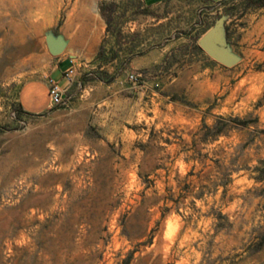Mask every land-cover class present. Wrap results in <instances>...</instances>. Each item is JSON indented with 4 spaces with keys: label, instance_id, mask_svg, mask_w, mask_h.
<instances>
[{
    "label": "rangeland",
    "instance_id": "obj_1",
    "mask_svg": "<svg viewBox=\"0 0 264 264\" xmlns=\"http://www.w3.org/2000/svg\"><path fill=\"white\" fill-rule=\"evenodd\" d=\"M26 1L0 0V264H264V0H184L167 71L79 66L39 113L20 87L49 74L45 37L66 44L81 3L117 22L145 0ZM218 18L234 61L202 72Z\"/></svg>",
    "mask_w": 264,
    "mask_h": 264
},
{
    "label": "crops",
    "instance_id": "obj_2",
    "mask_svg": "<svg viewBox=\"0 0 264 264\" xmlns=\"http://www.w3.org/2000/svg\"><path fill=\"white\" fill-rule=\"evenodd\" d=\"M159 1L145 0L144 3L119 6L117 22L91 15L87 4L81 3L75 11V27L64 33L67 42L62 52L53 56V65L48 75L58 83L63 81L61 86L67 85L62 72L70 58L76 62L75 71L79 66L82 71L136 72L144 73V76L155 68H161V72L167 71L166 59L174 44L175 23L182 30L187 29L191 22V11H196L198 3H183L184 0H180L181 3ZM23 13L28 19L36 15L31 3H28ZM181 36H184V32ZM197 49L203 58L201 71L216 72L218 64H213L215 60L199 47ZM150 82L147 80L143 84ZM40 87L46 91L40 77L21 85L20 92H23L25 100L24 103L20 100V104L25 111L39 113L48 109V99H40L35 94Z\"/></svg>",
    "mask_w": 264,
    "mask_h": 264
},
{
    "label": "water",
    "instance_id": "obj_3",
    "mask_svg": "<svg viewBox=\"0 0 264 264\" xmlns=\"http://www.w3.org/2000/svg\"><path fill=\"white\" fill-rule=\"evenodd\" d=\"M223 38L222 20L218 18L214 21L212 26L208 27L197 39V46L202 49L213 60L223 64L230 65L234 61V57L228 54L221 47V40ZM45 44L47 50L52 55L59 54L64 46L65 42L60 39H53L51 36L45 37Z\"/></svg>",
    "mask_w": 264,
    "mask_h": 264
},
{
    "label": "built area",
    "instance_id": "obj_4",
    "mask_svg": "<svg viewBox=\"0 0 264 264\" xmlns=\"http://www.w3.org/2000/svg\"><path fill=\"white\" fill-rule=\"evenodd\" d=\"M75 74V60L70 58L68 60V65L64 68L62 72V76L65 78L66 84L65 86L59 85L58 81H56L52 76L45 75L44 83L46 85V91L48 96V109L63 106L67 102L66 91L71 85L73 81V77ZM136 75L129 74V79H134Z\"/></svg>",
    "mask_w": 264,
    "mask_h": 264
},
{
    "label": "bare ground",
    "instance_id": "obj_5",
    "mask_svg": "<svg viewBox=\"0 0 264 264\" xmlns=\"http://www.w3.org/2000/svg\"><path fill=\"white\" fill-rule=\"evenodd\" d=\"M28 3H44V0L26 1L23 6V11L26 9V6H28Z\"/></svg>",
    "mask_w": 264,
    "mask_h": 264
},
{
    "label": "trees",
    "instance_id": "obj_6",
    "mask_svg": "<svg viewBox=\"0 0 264 264\" xmlns=\"http://www.w3.org/2000/svg\"><path fill=\"white\" fill-rule=\"evenodd\" d=\"M258 5L264 4V1H257Z\"/></svg>",
    "mask_w": 264,
    "mask_h": 264
}]
</instances>
